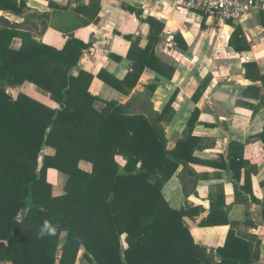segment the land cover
<instances>
[{"label": "trees", "instance_id": "1", "mask_svg": "<svg viewBox=\"0 0 264 264\" xmlns=\"http://www.w3.org/2000/svg\"><path fill=\"white\" fill-rule=\"evenodd\" d=\"M24 9V0H0V12L21 15ZM146 23L147 46L139 51L137 41L131 42L130 70L118 81L105 71L93 77L80 68L90 43L69 38L57 50L28 32H15L16 27L0 17V262L210 264L183 225L185 212L161 200L163 186L177 169L197 161L193 149L198 139L191 135L197 110L174 149L167 150L165 126L175 115L177 90L160 112L150 101L157 89L154 84L133 94L126 104L100 102L89 91L97 78L129 95L145 69L156 74V82L172 79L174 67L155 53L163 26L153 18ZM87 25L89 21L73 20L71 15L61 17L60 25L51 23L61 33ZM237 35L235 30L233 36ZM14 38L21 41L18 49L11 48ZM180 39L179 33L173 35L175 47L187 50ZM24 83L48 93L58 108L6 92L5 87ZM96 102L102 107L97 109ZM258 138L264 144V129ZM45 147L53 149V155L41 156ZM81 161L91 165L90 172L79 167ZM217 165L226 171L229 166L239 181L232 158L225 161L220 156ZM48 169L67 176L60 196L51 193ZM233 188L236 199L238 189L247 192L237 184ZM261 216L264 222V206ZM212 217L209 214L201 224L222 223ZM245 246L229 231L224 246L215 251V264H252L245 258Z\"/></svg>", "mask_w": 264, "mask_h": 264}, {"label": "crops", "instance_id": "2", "mask_svg": "<svg viewBox=\"0 0 264 264\" xmlns=\"http://www.w3.org/2000/svg\"><path fill=\"white\" fill-rule=\"evenodd\" d=\"M24 1L21 15L2 11L0 17L15 26V32H28L35 41L57 50H61L69 38L90 43L79 66L93 77L105 71L114 79L123 80L131 66L127 59L131 42L137 41L139 51L147 46L149 25L146 20L153 18L162 24L161 42L156 45L155 53L174 67L170 81L156 82V74L145 69L129 95L97 78L91 82L89 91L100 102L126 104L133 94L143 93L146 86L154 84L157 89L150 101L153 110L160 112L177 90L173 104L175 115L165 129L167 150L174 149L186 130L187 120L197 110L191 134L198 139L197 148L193 149L197 161L189 163L185 169L182 166L177 169L163 186L161 200L171 209L185 212L183 225L193 242L205 250L210 264L219 262L215 251L224 246L229 231L247 246L246 259L252 264H264L261 216L264 144L258 138L264 129V10L250 9L239 22L231 23L210 19L201 11L178 12L164 0ZM68 15L73 20H87L89 25L70 33L51 27L53 22L60 25L61 17L65 19ZM210 24L218 31L210 29ZM204 27L207 29L202 30ZM235 30L236 37L233 36ZM177 33L187 50L175 47L173 35ZM181 39L179 42L183 44ZM20 44V39L14 38L11 48L18 49ZM177 54L183 59L172 64L171 57ZM198 56L206 57L202 60ZM5 88L7 93H23L52 109L58 108L48 93L28 83ZM95 107L99 109L102 105L96 102ZM44 149L47 155H53V149ZM220 156L225 161L228 156L232 158L239 181L233 179L229 166L227 171L218 167ZM79 167L86 172L91 170V165L84 161ZM46 180L53 196L63 194L65 174L48 169ZM233 184L247 192L238 189L236 199ZM209 214L222 223L201 224Z\"/></svg>", "mask_w": 264, "mask_h": 264}, {"label": "built area", "instance_id": "3", "mask_svg": "<svg viewBox=\"0 0 264 264\" xmlns=\"http://www.w3.org/2000/svg\"><path fill=\"white\" fill-rule=\"evenodd\" d=\"M176 11H201L221 22H239L250 9L264 10V0H164Z\"/></svg>", "mask_w": 264, "mask_h": 264}, {"label": "rangeland", "instance_id": "4", "mask_svg": "<svg viewBox=\"0 0 264 264\" xmlns=\"http://www.w3.org/2000/svg\"><path fill=\"white\" fill-rule=\"evenodd\" d=\"M205 20H206V18H205ZM210 26V29H213V31H218V28H216V27H211V24L209 25ZM208 26V27H209ZM205 29H207V27H204V28H202V30H205ZM180 55H175L174 57H171L172 59L170 60V62L173 64V61L176 63L178 60L179 61H181V59H183V56L181 57H179ZM200 59H202V60H204L205 59V57L206 56H198ZM186 58H188V56L186 57ZM191 58V56H189V59ZM203 62V61H202ZM178 63V62H177ZM205 65H206V62L204 61L203 62ZM187 65H190V64H188V63H186ZM200 65V64H199ZM198 65V66H199ZM11 96H13V95H16L15 93H9ZM168 125V124H167ZM165 129L167 130V126L165 127ZM40 154H41V156H43V155H47V151L45 150V149H43L41 152H40ZM63 238V237H62ZM78 264H80V263H78Z\"/></svg>", "mask_w": 264, "mask_h": 264}, {"label": "clouds", "instance_id": "5", "mask_svg": "<svg viewBox=\"0 0 264 264\" xmlns=\"http://www.w3.org/2000/svg\"><path fill=\"white\" fill-rule=\"evenodd\" d=\"M45 228L47 229L48 228V225H47V223L45 224ZM49 232H50V234H54V233H52L51 232V230L49 229ZM41 235H43V232L41 233Z\"/></svg>", "mask_w": 264, "mask_h": 264}]
</instances>
